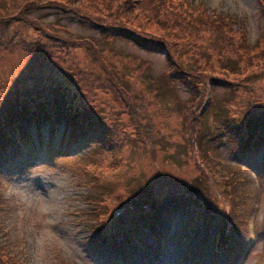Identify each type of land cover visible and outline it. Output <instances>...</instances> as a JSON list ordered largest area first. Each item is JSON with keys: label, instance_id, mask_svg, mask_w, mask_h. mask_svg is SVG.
<instances>
[{"label": "rangeland", "instance_id": "374dc122", "mask_svg": "<svg viewBox=\"0 0 264 264\" xmlns=\"http://www.w3.org/2000/svg\"><path fill=\"white\" fill-rule=\"evenodd\" d=\"M107 1L0 0V101L22 92L95 113L80 144L70 131L62 141L65 123L55 135L43 124L54 153L0 155V245L20 264H264V137L239 143L264 133L249 113L264 107V77L251 72L264 62L252 50L264 39V0H188L180 25L189 44L180 45L194 59L186 65L177 49L176 63L197 77V91L171 75L165 48L101 34L122 27L156 40L158 21L175 13L153 15L154 0H112L117 18L108 19ZM197 9L216 23L197 21ZM227 27L248 48L209 55L220 48L212 34ZM22 130L39 135L33 124ZM100 224L107 242L96 241Z\"/></svg>", "mask_w": 264, "mask_h": 264}, {"label": "trees", "instance_id": "16d2710c", "mask_svg": "<svg viewBox=\"0 0 264 264\" xmlns=\"http://www.w3.org/2000/svg\"><path fill=\"white\" fill-rule=\"evenodd\" d=\"M165 1H166V4L164 5ZM173 2L174 1H171V0H154L153 7L155 8L152 11L153 15L157 16L160 12L164 13V11L161 10V6H165L170 12L175 13V15H171V16L165 15L166 20L164 21V23L161 21H158V24L162 26L163 28L159 30L160 35L157 36L156 40H147L141 36L134 35L132 32L122 27L108 29V30L102 31L101 34L106 38L105 40H108V41H114L117 39L133 41L135 44H137L138 47L142 48L144 51L149 52V53L152 51H164L162 49L165 48L166 54H167L166 55L167 63L169 65V70L171 71V75L176 76L179 81L186 82L189 86H191L194 90L197 91L196 82L199 85V81L197 77H192L193 74L190 72L185 74L187 70L185 68L180 69L179 68L180 65L176 63L177 62V54H176L177 49H180V52H181L180 54H182L181 59L183 61L181 62H186V65L189 64L188 62L193 63V61H190V60H193L194 58L186 57V52H187L186 46L187 44H189V42L183 41L182 35L184 34V27L180 25L181 24L180 19L184 18L185 25L186 27H188L187 13L189 9L193 7L189 6L190 1L188 0H179V2H177V4L175 5L172 4ZM101 6H102L103 11H108V12L115 7L114 1L112 0H108L105 4H102ZM133 8L134 7L132 4L131 5L132 11H133ZM196 8H198V6L194 7V9ZM199 10L201 9H197L196 13L200 14L201 16L198 17L197 21L200 19L206 22L208 25L216 23V20L218 19L219 16H211L205 13L204 11L202 10L199 11ZM118 11L119 13L121 11H124V13L126 14L128 10L126 9V7L125 8L121 7L119 8ZM121 14L119 15V17H121ZM115 16L116 15L109 12V15L107 18L115 19L117 18ZM148 16L149 15H147V17ZM193 24L195 28L197 26L196 22H194ZM230 30L228 28L227 30L228 32H226L225 34L216 30V32L212 34L214 35L213 39L217 43L220 44V48L214 49L213 47H211L213 51L210 52L209 55L214 54V56L217 57L218 51L221 50L225 52L226 50H229L230 47L231 49L232 48L235 49V52L237 51L238 47L248 48V44L242 41L244 40L242 36L243 35L242 32L240 31L239 33H237L239 37H235V40H231L230 39L231 35H229ZM236 31H239V30H236ZM217 36H220L223 39V42L218 41L216 38ZM240 36H242V38ZM163 41L166 43V45L163 44ZM185 43L187 44L184 46L180 45V44H185ZM255 48H256V54L262 53V56L264 57V39H262L259 43L256 41L255 46L252 48V50ZM195 49H196L195 51L199 53L200 46L197 45ZM247 50L248 49H246V51ZM201 55L203 56L205 54L201 53L197 56L200 62H207L210 59L209 57L202 58ZM232 55H234V53H232ZM228 57L230 58L229 55ZM230 59L232 60V62H235L236 66H238L236 59L234 58H230ZM255 66H259V73L254 72L252 69L251 72H253V75L258 74L259 76L264 77V62H256ZM214 82L216 83L217 81H214ZM198 87L200 89L198 91L199 94H201L202 92H205V87H201V86H198ZM70 103L72 102L69 101L68 103H66V105H69ZM0 109H1L0 110V155H3V156L8 152V149H10L11 151H15V155H17L21 153L20 151L23 148H26L28 151L30 150V152L33 153L32 151L33 146L42 147L45 145H47L49 155L54 153L53 145L55 141L54 139L55 136L54 137L52 136L50 139H45L44 135L40 134L43 124H47L50 128L51 135H55L58 132V126L60 125V123L62 122L65 123L66 127H65V130L63 131L62 141H65L64 133L67 135V133L70 131L71 140L74 143L80 144L81 142L77 141L76 138L79 132L86 133L88 130L87 128L83 127V124L85 123V120H86L85 118L86 115L88 116L95 115L93 111L91 112H89L88 110H87L88 112L85 110L79 111V110H75L69 107L64 108L63 105H56V104L55 105H45L39 101L32 100L31 98L24 95L22 92L15 94V95L13 94L11 97L1 100ZM254 109L255 111H249V113L251 114V116H254L256 118V123L262 125L259 120L262 118L264 121V107L260 106L259 110H256L257 108H254ZM182 117L184 118L186 117L189 125L192 124L188 115H185ZM186 119H185V123L187 122ZM31 124H33L38 129L39 135L36 137L35 140L33 139L32 136H30L28 132L26 131L24 132L22 130L23 125L29 126ZM191 129L194 130L193 127H191ZM263 135L260 137H255V138L249 137L246 139L242 137L239 139V143L244 142L245 144L246 143L250 144V142L253 141V143L251 144L253 146L259 143V139L261 137H264ZM256 136H259V135H256ZM23 141L25 143L22 144ZM22 145H25V146L20 148ZM64 152L65 151L60 148L58 153L64 154ZM10 155L12 154H9L8 156ZM94 202L101 203V202H105V200L103 198H96L94 199ZM100 209H102V211L105 210L104 208H100ZM100 213L101 211L99 210L98 214L96 213L94 217L99 218L98 215ZM84 214L85 216L88 215L86 212ZM152 226L155 227V222L152 223ZM232 228H233L232 224L230 225V228H228V225L224 224V229L226 230V232L231 231ZM96 229L99 235V236L97 235L98 237L96 238V241L98 240V242H104V241L107 242V239L105 237L107 232L103 229V225L100 224L99 227ZM230 237L231 236L227 233V239H229ZM108 241L111 242L112 246H117V251L119 252L122 251V245H120L121 243L114 244L115 243L114 239H111V240L108 239ZM4 258H6V260H4ZM19 261H20V257L19 258L16 257V255H14L11 251L7 250L6 245H3V246L0 245V264H20Z\"/></svg>", "mask_w": 264, "mask_h": 264}]
</instances>
